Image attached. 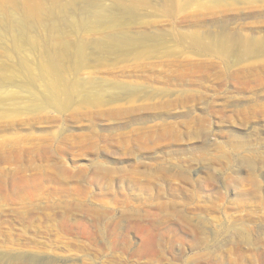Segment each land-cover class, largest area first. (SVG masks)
Segmentation results:
<instances>
[{
    "label": "rangeland",
    "instance_id": "1",
    "mask_svg": "<svg viewBox=\"0 0 264 264\" xmlns=\"http://www.w3.org/2000/svg\"><path fill=\"white\" fill-rule=\"evenodd\" d=\"M254 39L264 0H0V264H264Z\"/></svg>",
    "mask_w": 264,
    "mask_h": 264
},
{
    "label": "bare ground",
    "instance_id": "2",
    "mask_svg": "<svg viewBox=\"0 0 264 264\" xmlns=\"http://www.w3.org/2000/svg\"><path fill=\"white\" fill-rule=\"evenodd\" d=\"M194 42L196 45H199L201 43V40L199 42L198 37H196V38H194ZM240 42L238 44L240 46H243L244 50L233 51V55H235L238 60H245L244 59L245 57L248 58L249 56L254 57V56H258L259 54H262V53L264 54V46H263V44L260 45V43H263V42H261V40L254 39L250 42H246V41L242 40ZM219 48H220L221 52L228 54L231 51V49L233 48V42H231V37H229V36L223 37L219 42ZM52 69H53V66L50 63H48L47 65L45 64V71L50 72V71H52ZM46 106L56 108V109L61 110V111L65 110L67 107L65 105V103L59 102L56 98H52L50 103ZM40 108L44 109L46 107H45V105H43Z\"/></svg>",
    "mask_w": 264,
    "mask_h": 264
}]
</instances>
